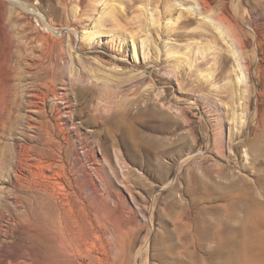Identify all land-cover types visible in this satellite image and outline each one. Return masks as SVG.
Wrapping results in <instances>:
<instances>
[{
    "label": "rangeland",
    "instance_id": "obj_1",
    "mask_svg": "<svg viewBox=\"0 0 264 264\" xmlns=\"http://www.w3.org/2000/svg\"><path fill=\"white\" fill-rule=\"evenodd\" d=\"M11 1L0 264L37 258L40 238L58 250L62 226L104 264H264V0H208L245 72L191 0ZM7 37L27 48L8 109ZM20 144L41 155L19 165Z\"/></svg>",
    "mask_w": 264,
    "mask_h": 264
},
{
    "label": "bare ground",
    "instance_id": "obj_2",
    "mask_svg": "<svg viewBox=\"0 0 264 264\" xmlns=\"http://www.w3.org/2000/svg\"><path fill=\"white\" fill-rule=\"evenodd\" d=\"M10 1L11 0H1L0 1V16L4 13V12L2 13L1 8L2 7L4 8L5 2L9 3ZM179 1H184V0H179ZM191 1L196 2V5L198 7L197 15L202 17L201 18L202 22H203L202 25L214 27L218 33L217 39L220 40L219 38L221 37L223 41H227L228 43H230L232 56L234 58V63L236 65V67H238L239 70H241L242 72L248 71L249 68L245 64L243 65L244 61L242 60V58H243L242 46L243 45L241 46V43L238 42L239 38H237L236 32H233L234 29L232 31L229 22H226V19L224 18L225 16L223 17V16H220L218 14L213 13L212 6L208 0H191ZM12 3L15 6H22L21 3L18 1H15ZM153 22H154V20H153ZM48 29L50 31L51 27L48 26ZM9 32H12V31H9ZM35 40L29 41L30 42L29 48H30V52H31L30 57L33 61V64H32L33 72L31 70L32 73L30 74L31 78H36L38 75V70H36V67H37L36 63H34L35 59H38V56L36 55V53H34V51H33L34 49L32 48L33 47L32 43L35 44V42H34ZM6 41L7 42L5 43V45L3 47V57H4V63L3 64H4V69L6 71V77L10 82H12V84H8L7 88H6V91H7L8 95L10 96V98H9V100L5 101L4 106L6 109H8L10 107L11 108L19 107L20 103H21V98H20V93H19V89L21 87L20 83L22 81L21 77H20V74H21L20 73V67L22 64L21 59L23 58L24 52L27 50V48L25 47L26 44L23 45V47H21L22 42L20 43V41H15L14 39H11V38L7 37ZM146 42L148 43V40H145L142 43L145 44ZM246 77H247V75H246ZM240 78L241 77L239 76V79ZM246 80H247V78H246ZM246 86H247V81H246ZM29 103L31 104V102H29ZM47 141H50V138H48ZM31 152H32V155H33V153L36 154L37 156L41 155L40 150H38V149L35 150L34 148L25 147L22 144H20L19 145L20 160H19L18 164L19 165L22 164V166H24L22 163L23 158L26 155L28 156ZM26 161H24V163ZM255 216H257L256 221L254 224L252 223V225H251V230H253V231L258 230L257 228H258V225L260 223L258 224L257 222L258 221L261 222L260 221L261 213L256 212ZM79 227H80V225H79ZM59 231H60V240H58V242L56 243L58 250H54L52 248V244L50 241L43 239V238H40L39 239L40 245H39L38 257L35 259H30L29 262L24 261V264H104L105 263L103 257L100 256L101 253L100 254L95 253V255H94V254H92L91 250H89L87 248H86V252L83 251L82 244L84 243L83 242L84 236L82 237V234L74 233L72 230H70V227L67 228L64 226L60 227ZM224 232L225 231L222 229V230L218 231V234L223 235ZM202 238H206V237L202 236ZM86 244H87V242H85V245H83V246H86ZM204 249H205V246H204ZM212 249H214V248H212ZM74 251H76V253H77V255H75V256L72 255V252H74ZM214 253H215V251H214ZM250 255H251V253H250ZM76 256H78L79 259Z\"/></svg>",
    "mask_w": 264,
    "mask_h": 264
}]
</instances>
